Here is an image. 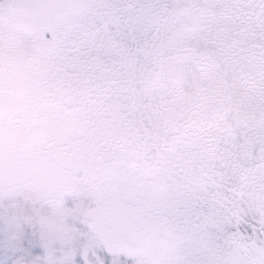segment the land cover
Segmentation results:
<instances>
[{"label":"snow or ice","instance_id":"snow-or-ice-1","mask_svg":"<svg viewBox=\"0 0 264 264\" xmlns=\"http://www.w3.org/2000/svg\"><path fill=\"white\" fill-rule=\"evenodd\" d=\"M0 264H264V0H0Z\"/></svg>","mask_w":264,"mask_h":264}]
</instances>
